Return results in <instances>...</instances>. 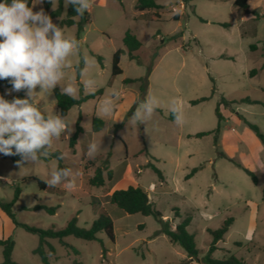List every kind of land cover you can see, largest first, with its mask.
Listing matches in <instances>:
<instances>
[{
    "label": "rangeland",
    "instance_id": "374dc122",
    "mask_svg": "<svg viewBox=\"0 0 264 264\" xmlns=\"http://www.w3.org/2000/svg\"><path fill=\"white\" fill-rule=\"evenodd\" d=\"M132 1L93 0L89 22L78 38L77 25H59L69 6L63 0L62 16L52 21L63 28L65 35L83 42L82 54L92 60L86 78L96 81L95 89L85 91L81 87L75 98L103 90L102 95L68 111L66 117L74 131L70 135L62 133L50 149L63 153L66 168L73 171L75 186L58 185L64 195H57L40 190L31 179L23 181L32 176L46 181L58 168L57 159L19 166L0 155V177L7 178L0 179V198L11 202L16 188H20L12 207L20 223L42 229L62 228L77 215L78 226L89 228L99 209L106 207L103 202L92 206V196L101 198L113 193L118 182H126V188L136 183L147 192L150 203L171 229L185 216L192 218L187 230L195 237V258H189L180 245L159 233L162 222L153 216L124 214L114 220V243L104 233H99L96 241L66 237L64 240L79 251L78 256L59 240L51 239L55 249L51 264H72L75 259L81 264H205L202 259L212 241L209 230L218 229L228 218H233V223L217 243L213 257L222 261L229 253L246 264H264V145L239 117L257 125L264 134V0H248V10L236 7L234 0H155L161 8L150 10L147 19H137ZM59 2L34 0L33 11L43 8L49 14ZM128 31L142 43L136 52L141 64L122 55L119 66L123 73L114 77L112 58L118 49H124L123 38ZM251 45L256 50L252 51ZM69 60L72 68L67 70L62 84L79 79L77 65L82 62L81 56L74 54ZM149 67L145 97L155 96L160 107L145 125H133L130 117L138 106L141 83L126 84L124 80L145 77ZM253 70L257 73L252 76ZM113 90L120 93L115 111L105 115L101 107ZM20 92L3 89L5 96ZM23 94L26 97V91ZM202 98L207 100L191 104ZM222 98L233 103L225 107ZM36 103L46 115L59 113L54 92L50 96L41 92ZM173 104L183 114L180 125L169 118ZM218 107L223 120L216 136ZM79 116L82 133L72 150L69 138L76 131ZM94 117L104 122L99 132L92 130ZM123 120L122 127L116 130ZM197 133L207 135L196 137ZM101 140L103 150L90 159L89 143ZM105 159L115 177L113 174L110 181L106 178L104 187L93 188L88 180ZM234 162L252 171L257 184ZM149 163L162 172L163 180L148 167ZM194 168L197 172L186 179ZM36 203L58 209L55 214L30 210ZM8 237L15 243L13 261L41 264L40 257L33 254L38 236L16 227L0 210V239ZM103 248L107 250L105 255Z\"/></svg>",
    "mask_w": 264,
    "mask_h": 264
},
{
    "label": "clouds",
    "instance_id": "9594fccd",
    "mask_svg": "<svg viewBox=\"0 0 264 264\" xmlns=\"http://www.w3.org/2000/svg\"><path fill=\"white\" fill-rule=\"evenodd\" d=\"M42 2L38 0V3ZM67 2L74 7L77 16L82 17L92 7L93 0ZM83 47L81 40L65 35L63 28L54 23L43 8L33 11L28 0H11V3L0 0V80H8L12 91H26V98L23 99L9 101L0 96V153L20 156L17 161L19 166L49 157L53 140L59 139L62 133L70 135L74 131L67 117L59 113L46 115L36 103V97L41 92L50 96L57 86L62 95L73 98L81 87L85 91L95 89L96 81L86 78L92 60L82 54ZM74 54L80 55L83 63V67L77 65L79 79L62 84L67 70L72 68L69 57ZM119 95L117 90H113L104 100L101 111L105 115L115 111V100ZM159 107L160 102L155 96L145 97L138 102L130 122L145 125ZM170 113L177 125L183 123V114L175 104ZM101 145L102 140L89 143L87 155L90 159L103 150ZM59 159H64L63 153ZM44 182L47 187L61 184H66L68 188L75 186L71 168H57Z\"/></svg>",
    "mask_w": 264,
    "mask_h": 264
},
{
    "label": "trees",
    "instance_id": "16d2710c",
    "mask_svg": "<svg viewBox=\"0 0 264 264\" xmlns=\"http://www.w3.org/2000/svg\"><path fill=\"white\" fill-rule=\"evenodd\" d=\"M34 0H28V5L32 7ZM8 3H11V0H8ZM234 5L236 7H239L244 10L249 9V4L247 0H235ZM161 7L155 2V0H137L135 9L142 13L138 16V19H147L146 11L150 10H157ZM46 9H49L48 5H46ZM63 14V0H60L59 6L55 11L50 12L48 15L51 18H59ZM79 18V21H76L75 18ZM175 20H178V17L174 16ZM89 22V14L88 11L84 13L82 17L77 16V13L74 10V7L69 4L67 9V14L64 19H62L59 23L61 27H70L73 25L78 26V38L81 35V33L84 30V26ZM224 26H228L224 24ZM123 45L124 49H118L112 58V76H118L121 75L122 69L120 68V60L122 55L127 54L129 60L135 61L137 64H141V61L136 56V52L140 50L142 47V43L137 39V37L132 34L130 31L126 32L123 38ZM251 50H256L255 45L250 46ZM98 60L101 61V58L98 57ZM80 67H83V63L81 62L79 64ZM151 68H148L147 75L140 79H125L124 83H134V82H140V94L138 97V102L143 100L146 95V87L148 86V77L150 75ZM257 73L256 70L251 71V75H255ZM12 89L11 84L8 80H0V96H3L5 99L11 101L13 98H26L23 94V90L18 94L14 96H5L3 95V89ZM54 97L57 105V109L59 114L63 116H67L68 111L74 107V106H81L84 102H86L88 99L97 97L102 95L103 90L100 89L96 91L94 94L89 96H83L80 95L77 98H73L72 96L62 95L61 91L59 89H55L54 91ZM207 98H202L200 100L192 101L191 104H197L200 101H205ZM222 101L224 102V106L228 107L231 105V101H227L225 98H222ZM244 101L248 103H257L255 101H251L249 99H245ZM220 105V104H219ZM132 108L128 115L133 112ZM216 115L218 118V126L215 130L216 136L220 131V125L223 120L222 115L220 114L219 107L216 109ZM245 124L251 129L256 137L262 142L264 145V134L262 133L261 129L247 121L243 116H239ZM171 120H174V117L172 114H170L169 117ZM81 116H79L77 125H76V131L72 137L69 138V147L74 150L78 136L82 133V128L79 125ZM126 119V118H125ZM124 119V120H125ZM124 120L115 126L116 130L120 129L122 127V124ZM104 122L100 118L94 117L92 121V130L93 132H99L103 129ZM207 135V133H197L196 137H203ZM215 142H217V137L215 138ZM51 155L47 158L41 157V159L44 160H50V159H57L59 162L58 168H66L65 165V157L64 159H59L61 152L60 151H51ZM0 155L4 158H9L12 163L17 164V161L21 159L20 156H5L2 153ZM237 167L242 169L253 181L254 184H257L258 180L256 175L250 171L249 169L245 168L238 162H234ZM109 160L105 159L103 162V165H100L95 168L94 175L88 180L89 185L93 188H100L104 187L106 185V178L107 180H111L113 173L112 170L109 169ZM148 167H150L157 175L158 177L163 180V174L162 172L152 163L148 164ZM197 168H194L191 170V172L187 175L186 179H189L192 177L196 172ZM106 174V177H105ZM27 179H31L35 181L39 187L40 190L48 191L53 194L57 195H64V191L57 187H47L45 182L42 179H39L35 176L23 179V181H26ZM20 188L17 187L15 190L14 198L11 202H5L0 198V210L9 217L13 224L16 227H20L24 229L26 232L36 235L39 238V244L38 246L33 250V254L38 255L40 257L41 264H51L50 258L55 255V249L51 245L50 240L51 239H57L59 242L69 248L75 256L79 255V251L69 243H67L64 239L66 237L72 236L78 239H82L85 241H96L98 240L97 235L99 233H104L106 237L111 241L112 243L115 242V232H114V220L124 214L128 215H134V214H141L143 216H153L155 219L162 222V227L159 231V233H162L168 237V239L172 243H176L182 247V249L185 250L189 258H195L198 256V250L196 249V243H195V237L194 234L189 233L187 230V227L191 223V216L187 215L185 218L181 221L180 224H178L175 229H171L169 227L168 222H165L162 220L161 213L156 210V208L150 203V200L148 198L147 192L141 188L140 186H129L126 189H118L115 190L111 194H106L105 196L99 198L96 196H92L90 198L91 205H100L102 202L106 207H102L99 209V211L96 213V218L93 221L92 225L89 228H82L78 226V218L77 215L73 216L68 223L62 227L57 228L55 226H52L48 229H42L35 226H30L27 224L20 223L15 218V213L12 209L14 203L17 201L19 195H20ZM262 198L264 200V188L262 191ZM58 207H49L44 204L36 203L30 210H44L45 212L49 214H55ZM176 215L179 216V214L176 212ZM233 223V218L226 219L221 227L215 230H209L210 235L212 236V241L208 246L207 252L203 257V262L205 264H246V262L242 258H238L235 255L229 254L225 257L224 260H218L213 257L214 252L218 249L217 243L224 237L226 232L228 231L230 225ZM14 240L11 237H8L6 239H0V247L3 248V261L0 264H21L17 263L12 260V252L14 248ZM107 250L103 248V254ZM72 264H81L80 261L77 259L73 260Z\"/></svg>",
    "mask_w": 264,
    "mask_h": 264
},
{
    "label": "crops",
    "instance_id": "0c3cea01",
    "mask_svg": "<svg viewBox=\"0 0 264 264\" xmlns=\"http://www.w3.org/2000/svg\"><path fill=\"white\" fill-rule=\"evenodd\" d=\"M134 1V8H135V5H136V2H137V0H133ZM132 1V2H133ZM248 1V0H247ZM156 2V1H155ZM234 2H235V0H234ZM249 4V3H248ZM249 8H250V6H249ZM136 10V9H135ZM137 11V10H136ZM138 12V11H137ZM150 11H146L145 13L146 14H148ZM140 14H142V13H139L138 12V15H137V19H138V16L140 15ZM77 18V17H76ZM76 18H75V20H76ZM111 169V168H110ZM113 171V170H112ZM113 174H114V171H113ZM114 177H115V174H114ZM114 177H113V179H114ZM124 184H126V182H118V183H116L115 184V187H113V192L115 191V190H118V189H120V188H123V189H126V187H124ZM136 186H138V185H136V183L134 184V187H136Z\"/></svg>",
    "mask_w": 264,
    "mask_h": 264
},
{
    "label": "built area",
    "instance_id": "2783aa9c",
    "mask_svg": "<svg viewBox=\"0 0 264 264\" xmlns=\"http://www.w3.org/2000/svg\"><path fill=\"white\" fill-rule=\"evenodd\" d=\"M183 7V6H182ZM150 189H153V186H151V188Z\"/></svg>",
    "mask_w": 264,
    "mask_h": 264
}]
</instances>
